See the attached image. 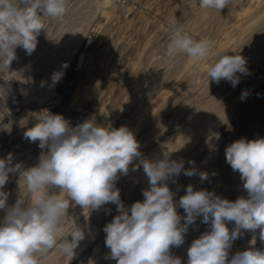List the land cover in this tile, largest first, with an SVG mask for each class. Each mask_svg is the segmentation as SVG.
I'll list each match as a JSON object with an SVG mask.
<instances>
[{"label": "rangeland", "instance_id": "374dc122", "mask_svg": "<svg viewBox=\"0 0 264 264\" xmlns=\"http://www.w3.org/2000/svg\"><path fill=\"white\" fill-rule=\"evenodd\" d=\"M67 8L62 23L44 20L45 30L30 55L17 48L8 71L0 73V158L12 153L13 163H22L24 169L37 165L39 142H30L24 133L40 113L49 111L62 115L70 127L89 119L103 127L126 126L144 158L182 159L185 168L195 161L196 175L168 181L177 202L189 184L230 201L246 198L240 174L226 163L225 148L240 138H264V0H230L221 11L202 9L198 0H67ZM170 22L196 40L208 39L215 52L243 56L249 74L238 73L235 88L223 80L208 85L207 68L214 57L197 66L183 53L166 56ZM78 51L75 71L67 73ZM54 72L61 74L55 85ZM242 92L247 93L244 100ZM200 172H207L208 179L202 181ZM116 187L130 207L144 199L148 178L142 167L132 171L130 165L126 176L118 175ZM3 190L10 193L8 206L19 198L30 200L19 173H10ZM52 191L59 194V189ZM4 215L0 210V220ZM115 215L113 204L90 212L70 206L63 227L70 229L75 221L86 238L70 261L53 249L39 256V264H116L109 258L103 231ZM202 221L197 217L184 243L170 249L182 264L192 241L208 230ZM252 240V234L245 233L233 243L230 256L264 249L258 235L254 244Z\"/></svg>", "mask_w": 264, "mask_h": 264}, {"label": "clouds", "instance_id": "9594fccd", "mask_svg": "<svg viewBox=\"0 0 264 264\" xmlns=\"http://www.w3.org/2000/svg\"><path fill=\"white\" fill-rule=\"evenodd\" d=\"M229 2L198 0L200 8L217 11ZM67 11V0H0V73L8 71L17 48L29 55L35 50L46 18L62 23ZM168 27L167 57L183 53L197 61V66L215 58L207 68L208 85L210 80L217 84L223 80L235 88L240 82L237 74H249L243 56L215 52L211 41L194 39L175 22ZM60 75L53 73V85ZM246 96L242 92L241 100ZM24 138L38 141L42 154L39 163L27 169L13 163L12 153L0 158V210L5 211L0 220V264H39V256L53 249L70 261L86 234L75 221L70 229L63 227L69 207L78 205L90 212L108 204L118 212L103 228L109 258L116 264H182L170 249L184 243L189 226L199 216L208 230L192 241L186 264H264L261 248L230 256L233 243L245 233L252 234L253 244L257 235L264 244V138H240L225 148L226 163L240 174L246 198L230 201L212 191L194 190L189 184L178 202L168 181L175 183L181 174L196 175L195 161H188L190 167L185 168L182 159L144 158L135 134L126 126L103 127L89 119L70 127L62 115L44 111ZM130 165L132 171L143 168L149 188L142 191V201L125 207L116 181L118 175L129 173ZM10 173L23 178L28 202L19 198L7 205L10 193L3 189ZM199 177L205 181L208 173L200 172ZM53 189H59V194ZM61 234L63 242L58 243Z\"/></svg>", "mask_w": 264, "mask_h": 264}, {"label": "bare ground", "instance_id": "6f19581e", "mask_svg": "<svg viewBox=\"0 0 264 264\" xmlns=\"http://www.w3.org/2000/svg\"><path fill=\"white\" fill-rule=\"evenodd\" d=\"M92 32V31H91ZM92 36V35H91ZM88 37V36H87ZM87 39V38H86ZM84 42V41H83ZM87 42V40H85V43ZM83 48V47H82ZM73 56V55H72ZM79 56V51L74 55V58L71 59L70 64H69V69L68 72L73 73L75 71V67H76V63L75 61L78 59L77 57ZM78 66V64H77ZM8 81V86L11 87L12 89L15 87L14 81L12 79L7 80Z\"/></svg>", "mask_w": 264, "mask_h": 264}]
</instances>
